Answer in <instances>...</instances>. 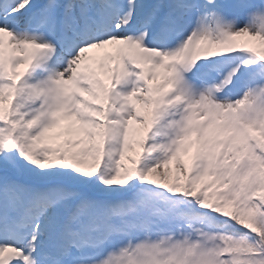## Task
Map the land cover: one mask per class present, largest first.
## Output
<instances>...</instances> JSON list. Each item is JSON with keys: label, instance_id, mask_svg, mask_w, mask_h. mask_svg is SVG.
<instances>
[{"label": "snow or ice", "instance_id": "obj_1", "mask_svg": "<svg viewBox=\"0 0 264 264\" xmlns=\"http://www.w3.org/2000/svg\"><path fill=\"white\" fill-rule=\"evenodd\" d=\"M0 264H264V0H0Z\"/></svg>", "mask_w": 264, "mask_h": 264}, {"label": "rangeland", "instance_id": "obj_2", "mask_svg": "<svg viewBox=\"0 0 264 264\" xmlns=\"http://www.w3.org/2000/svg\"><path fill=\"white\" fill-rule=\"evenodd\" d=\"M41 2V0H34V3H39Z\"/></svg>", "mask_w": 264, "mask_h": 264}]
</instances>
